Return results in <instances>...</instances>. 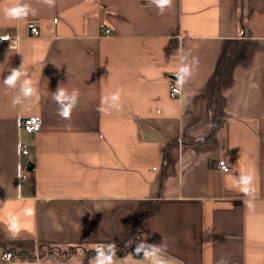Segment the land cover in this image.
I'll return each instance as SVG.
<instances>
[{
	"label": "crops",
	"instance_id": "0c3cea01",
	"mask_svg": "<svg viewBox=\"0 0 264 264\" xmlns=\"http://www.w3.org/2000/svg\"><path fill=\"white\" fill-rule=\"evenodd\" d=\"M26 2V21L0 12V264H93L113 242L134 264L142 240L169 264H264V0H174L163 15L150 0ZM181 56L199 63L171 97ZM20 66L38 95L13 107L3 79ZM58 87L80 92L70 120ZM116 88L120 110L101 111ZM241 174L253 211L232 186ZM29 198L35 216L12 239L7 216Z\"/></svg>",
	"mask_w": 264,
	"mask_h": 264
},
{
	"label": "clouds",
	"instance_id": "9594fccd",
	"mask_svg": "<svg viewBox=\"0 0 264 264\" xmlns=\"http://www.w3.org/2000/svg\"><path fill=\"white\" fill-rule=\"evenodd\" d=\"M41 2L49 8L55 7L56 0H41ZM150 3L158 9V14L163 15L165 11L173 6L174 0H150ZM3 17L9 21H26L29 17H35L38 14L36 8L32 7L26 0H11L9 6L0 9ZM11 37L5 35L0 37V40H9ZM14 46L19 47L17 42ZM199 60L192 57L189 61L188 57L181 56L179 64L173 75L176 77L175 84L170 83L169 88L172 94H181L184 86L188 83L193 75L194 66L198 65ZM3 84L15 94L12 96L11 104L13 107L22 104L25 100L38 95V89L34 85L33 80L26 70L19 68L11 69L10 73L3 79ZM121 92L120 88L104 96L102 98L101 111L107 112L110 109L119 111L121 108ZM52 99L58 105L57 114L65 120H70L73 110L79 102L80 92L73 88L68 90L64 87H58L54 93H51ZM221 167L225 172L228 167L222 162ZM232 186L241 192L247 199L244 201L246 207L253 211L255 209V187L254 176L252 174H241L239 176H232ZM21 200L24 198L19 197ZM36 213L35 201L27 199L25 206L20 213H9L6 219V227L10 238L15 239L19 236L25 225L21 222V215L24 217H34ZM133 241L126 243L125 247L130 246ZM117 245L109 243L107 245L98 244L94 248L95 256L93 257V264H122L123 258L117 257ZM142 253V259H134L133 254H130L134 264H169L166 248L162 245L149 244L145 240L136 243L134 254L139 256ZM0 259L5 261L11 260V253H4ZM220 264H227L226 261H220Z\"/></svg>",
	"mask_w": 264,
	"mask_h": 264
},
{
	"label": "built area",
	"instance_id": "2783aa9c",
	"mask_svg": "<svg viewBox=\"0 0 264 264\" xmlns=\"http://www.w3.org/2000/svg\"><path fill=\"white\" fill-rule=\"evenodd\" d=\"M29 30H30V32H31L32 35H34V36H37L38 35V27H37V25L35 23L30 22V24H29ZM105 32H107V31H105ZM178 95H180V94H178ZM178 95L172 94L171 91H170V96L171 97H177ZM20 127L27 134H34V133L38 132L41 129V120L39 118H36V117H29V118L23 119L20 122ZM222 162L223 161L218 162V166H219L220 170L225 173V171L221 167V163ZM4 253H10V252H4ZM11 257H12V253H11ZM3 261H5V260H3ZM5 262H10V261H5Z\"/></svg>",
	"mask_w": 264,
	"mask_h": 264
},
{
	"label": "water",
	"instance_id": "95a60500",
	"mask_svg": "<svg viewBox=\"0 0 264 264\" xmlns=\"http://www.w3.org/2000/svg\"><path fill=\"white\" fill-rule=\"evenodd\" d=\"M29 170H30V171H32V167H31V168H29Z\"/></svg>",
	"mask_w": 264,
	"mask_h": 264
},
{
	"label": "rangeland",
	"instance_id": "374dc122",
	"mask_svg": "<svg viewBox=\"0 0 264 264\" xmlns=\"http://www.w3.org/2000/svg\"><path fill=\"white\" fill-rule=\"evenodd\" d=\"M39 255V254H38Z\"/></svg>",
	"mask_w": 264,
	"mask_h": 264
}]
</instances>
